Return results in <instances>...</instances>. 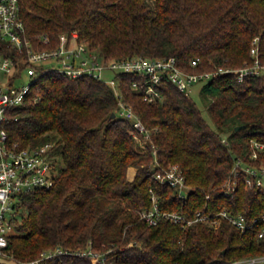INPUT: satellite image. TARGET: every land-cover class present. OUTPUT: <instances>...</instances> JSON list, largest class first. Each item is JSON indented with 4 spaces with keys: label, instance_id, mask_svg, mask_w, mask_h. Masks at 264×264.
Returning <instances> with one entry per match:
<instances>
[{
    "label": "trees",
    "instance_id": "trees-1",
    "mask_svg": "<svg viewBox=\"0 0 264 264\" xmlns=\"http://www.w3.org/2000/svg\"><path fill=\"white\" fill-rule=\"evenodd\" d=\"M21 14L39 48H55L63 34L78 32L106 59L174 56L186 71L205 72L252 64L259 37L264 64V0H22ZM44 35L50 43L41 41ZM119 77L125 100L150 131L146 141L118 115L113 87L91 76L40 68L24 102L8 111L10 140L20 147L52 143L59 173L51 189L22 197L0 264L58 247L68 252L46 264H103L76 254L90 248L105 254L106 264H223L263 256L261 220L241 232L226 219L218 226L196 221L183 228L167 218L150 225L141 212L152 207L153 191L162 210L188 218L198 211L264 214V185L248 186L246 174L234 172L238 158L264 167V150L251 157L252 140L264 143V72L240 80L232 71L203 82L202 105L168 79L159 87L162 98L146 101L133 86L141 76ZM175 164L186 176L183 196L155 178Z\"/></svg>",
    "mask_w": 264,
    "mask_h": 264
},
{
    "label": "built area",
    "instance_id": "built-area-1",
    "mask_svg": "<svg viewBox=\"0 0 264 264\" xmlns=\"http://www.w3.org/2000/svg\"><path fill=\"white\" fill-rule=\"evenodd\" d=\"M21 1L0 0V262L9 254V239L15 231V221L20 212L22 197L37 190L51 189L58 178L57 155L53 154L52 143L36 147H20L17 142L10 140L6 128L8 111L11 107L24 102L38 78L40 68L57 70L72 78L91 76L108 83L119 99L118 115L131 120L137 130L136 138H143L144 141L149 139L150 131L133 105L125 100L120 86V74L134 73L141 76V80L134 81L133 86L143 91L146 101H156L162 98L159 87L166 79L175 83L181 91L190 94L195 84L207 82L221 73L233 71L238 74L240 80H243L246 76L261 75L264 72L259 37L254 38L252 43L250 52L253 57L252 64L237 69L219 67L205 72L186 71L174 56L153 58L135 55L122 59H106L88 43L80 41L78 32H73L71 36L63 34L59 45L55 48H39L26 36ZM41 41L50 43V37L44 35ZM197 64L198 59L192 60L193 66ZM24 73L29 77L28 83L22 80ZM251 146V157L257 159L260 151L264 150V143L252 140ZM239 171L246 174L248 186L264 185V167L247 164L238 158L234 172L238 174ZM155 178L161 183L175 187L179 196L187 192L186 176L176 164L163 172H158ZM236 185L237 181L233 180L231 189L225 192L231 193ZM152 202V207L141 212V217L150 225H157L162 218H167L183 228L196 221L218 226L221 219H226L241 232H248L253 230L260 220L264 222V214L249 219L244 214L236 215L227 210L220 211L218 217L198 211L194 218H188L178 212L162 210L159 197L153 191ZM259 236H264V225ZM67 252L68 250L60 247L48 249L44 250L37 259L18 261L16 264H46L45 261ZM76 254L90 256L94 263H107L105 254L92 248L76 251ZM259 260H264V255L223 264H245Z\"/></svg>",
    "mask_w": 264,
    "mask_h": 264
},
{
    "label": "rangeland",
    "instance_id": "rangeland-1",
    "mask_svg": "<svg viewBox=\"0 0 264 264\" xmlns=\"http://www.w3.org/2000/svg\"><path fill=\"white\" fill-rule=\"evenodd\" d=\"M23 82L28 83L29 82V77L27 76L26 73H24V77H23ZM202 86H203V82L197 83L195 84L191 91H190V95L199 103V105H202L203 103V92H202ZM206 118L212 123V120L208 114V112L205 110L204 112ZM137 173V168L136 167H131L130 168V173H129V177L132 179L133 176H135V174Z\"/></svg>",
    "mask_w": 264,
    "mask_h": 264
},
{
    "label": "water",
    "instance_id": "water-1",
    "mask_svg": "<svg viewBox=\"0 0 264 264\" xmlns=\"http://www.w3.org/2000/svg\"><path fill=\"white\" fill-rule=\"evenodd\" d=\"M112 116L115 117V116H116V113H113ZM243 127H244V126H238L236 129H237V130H240V129H242Z\"/></svg>",
    "mask_w": 264,
    "mask_h": 264
},
{
    "label": "crops",
    "instance_id": "crops-1",
    "mask_svg": "<svg viewBox=\"0 0 264 264\" xmlns=\"http://www.w3.org/2000/svg\"><path fill=\"white\" fill-rule=\"evenodd\" d=\"M129 173H130V169H129ZM134 178V176L132 177V179Z\"/></svg>",
    "mask_w": 264,
    "mask_h": 264
}]
</instances>
